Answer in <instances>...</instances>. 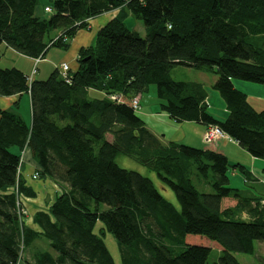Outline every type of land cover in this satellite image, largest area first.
<instances>
[{
    "label": "trees",
    "instance_id": "16d2710c",
    "mask_svg": "<svg viewBox=\"0 0 264 264\" xmlns=\"http://www.w3.org/2000/svg\"><path fill=\"white\" fill-rule=\"evenodd\" d=\"M39 2L0 0V47L42 60L53 47L69 49L91 20L119 14L93 46L79 51L69 82L59 67L46 80L0 67V98L29 93L32 109L29 126L15 111L0 108V264H115L105 231L115 236L122 264H209L212 248L221 251L214 264H241L237 254L254 255L255 242H264V195L230 187L225 155L163 143L131 102L154 85L160 110L172 120L218 126L229 142L264 160V111L234 85H264V43L248 42L264 39V0H55L44 6L48 17L37 14ZM129 14L144 22V37L126 26ZM177 67L217 76L213 89L225 102V120L209 111L203 84L172 77ZM91 90L104 95L93 97ZM113 95L121 101H112ZM26 149L40 168L38 178L60 188L48 212L34 216L39 231L26 226L17 207L19 196H36L21 179ZM120 155L154 172L178 207L150 178L121 168ZM232 168L246 184L259 183L245 166ZM194 179L205 180L212 192L199 190ZM99 221L104 228L97 234ZM39 238L52 252L26 259Z\"/></svg>",
    "mask_w": 264,
    "mask_h": 264
},
{
    "label": "crops",
    "instance_id": "0c3cea01",
    "mask_svg": "<svg viewBox=\"0 0 264 264\" xmlns=\"http://www.w3.org/2000/svg\"><path fill=\"white\" fill-rule=\"evenodd\" d=\"M119 14V10L110 11L105 13L93 20L90 21L91 29L97 28L96 32H87L77 39L79 44L73 45V51L71 54V58L68 60L70 63L68 64L67 58H64L63 63H67L71 71H75L78 67L73 69V64L78 60L79 51L82 48H88L95 44L96 37L98 32L111 20H113ZM85 32V31H84ZM145 32V31H144ZM5 46V45H2ZM6 50H12L11 48L6 47ZM7 52V51H6ZM20 56L18 63L14 68L21 70L26 76L32 78V72L35 66V59L27 58L24 56ZM44 62L41 61L38 63V71L33 76V80H45L48 73H52L58 66L53 65V67L47 69L46 66L43 67ZM49 63V62H48ZM72 63V64H71ZM188 69V68H187ZM190 69V68H189ZM192 70V69H191ZM52 71V72H51ZM195 74V73H192ZM199 77V80H179V81H188V82H197L201 83L205 86V88L209 92L208 104L210 107L213 106L212 100L214 97L213 87L216 82L215 77H209L208 75L202 73L196 75ZM234 85L239 90L245 92L249 98V102L251 105L258 111H264V85L262 87H253V85H248L245 83L234 82ZM258 88V89H257ZM211 90V91H210ZM258 90L261 92V95L255 91ZM150 91V89L148 90ZM258 93V97L256 94ZM90 94L93 97L103 96L104 93L91 90ZM144 95V94H143ZM140 96V108L137 112L138 116L144 121L146 127L155 134L158 138L162 140L163 143L167 144L169 142H178L182 144H186L188 146L212 150L218 153L225 155L229 161H233V159H237L239 163H242L250 172L256 182L264 181V160L255 159L251 155L247 153L246 150L241 148L237 143H232L227 140H221L218 143L214 144H206L203 141L204 134L207 130V126L197 123V122H184L177 123L172 120L169 115L160 110V104L157 99H148V97ZM218 97V95H215ZM223 100V99H222ZM18 103V107L16 104ZM212 105V106H211ZM225 106V102H224ZM0 108L2 110H12L19 114L22 119L25 121L27 125L32 124V109H31V99L30 94L25 93L18 96L13 97H4L0 98ZM211 111H215L214 108H211ZM218 120H225L228 113L225 106V112L222 114L211 113ZM220 117V118H219ZM14 153L17 150H13ZM238 157V158H236ZM39 166L33 158L32 152L30 150L26 151L24 158L21 163L20 174L21 179L24 181L27 187H30L35 193L36 196L31 198L26 202L28 217L26 219V226L39 231V227L34 223V216L38 212H48L49 208L54 203L56 197L60 192V188L50 179H34V175L39 171ZM231 183V178H230ZM238 189V188H236ZM241 190V189H239ZM243 218H248L246 214H243ZM50 251L52 252L49 243L43 239L39 238L27 251H26V259L30 260L32 254L37 251ZM21 264H27L25 260L21 262Z\"/></svg>",
    "mask_w": 264,
    "mask_h": 264
},
{
    "label": "rangeland",
    "instance_id": "374dc122",
    "mask_svg": "<svg viewBox=\"0 0 264 264\" xmlns=\"http://www.w3.org/2000/svg\"><path fill=\"white\" fill-rule=\"evenodd\" d=\"M54 1L55 0H40L39 6L37 8V14L39 16H42V17H48L49 15L44 13V10H43L44 6L46 4H51ZM124 22H125L126 26L129 28V30L139 32V34L142 37L145 36V32H144L145 26H144V22L142 20H139V19L135 18L134 16H132L131 14H129L126 17ZM96 29L97 28L94 27L92 29L90 28L88 30L79 31L77 33V35L75 36V38L72 40L69 49H67V50H64L62 48H57V47L51 48L49 50V52L47 53L46 58L41 60V61H46V63L44 62L43 67L46 66L47 69H49L50 67L52 68L53 65L59 67L61 64H63V62L65 60L64 58H67V60H68V58L71 56L73 48H74L73 45L75 46V45L79 44L77 42V39L78 38L80 39V37L84 34H87V32H92V33L96 32ZM56 34L57 33H55L53 31L50 35L51 38H54V36H56ZM248 42L250 44H254L255 46H263L264 39L258 38V37H250L248 39ZM78 57H79V55H78ZM19 59H20L19 54L17 52H15L14 50H6V46L0 47V67L1 68H14V66H16V64L18 63ZM66 62H68V64L70 63L69 60ZM77 63H78V60L76 61V63L73 64V67H74L73 69L76 68ZM192 73H195V74H192ZM198 73L199 74L204 73V74L208 75L209 77H215V75L213 73L200 72V71H196L193 69L191 70L189 68L187 69L185 67H177V68L173 69L172 77L176 80H191V81L192 80H199L198 79L199 77L196 76V75H198ZM50 74L51 73H48L47 77H45V78L47 79L50 76ZM235 82L253 85V87H262V85H260V84L248 83V82H244L241 80H236ZM149 89H150V91L145 93L143 96L148 97V99H150V100H151V98L157 99L158 103L160 104V101L157 98L156 86L151 85ZM213 91H214V89H213ZM255 91H257L261 95L260 91H258V90H255ZM258 93H255L256 97L260 96V95H258ZM214 94L218 95V97H216L214 95L215 98L212 100L213 106L211 105L212 107H209V111L218 116V114H222L223 112H225V106H224V101L222 100L221 96L216 91H214ZM138 98L140 100V96ZM211 108H214L215 111H211ZM249 156H250V154H249ZM236 158H238V157H236ZM117 163L123 169L136 171V172H139L142 175L150 178L154 182V184H155L156 188L159 190V192L167 200H169L175 206L178 207V202L175 198L174 193L170 189L165 188V187L160 185L159 179L154 172L149 171L147 168H145L144 166H142L141 164L136 162L134 159H132L126 155H120L117 158ZM230 163H231V168H230V172H229V177L231 178L230 187L234 188V189H236V188L241 189V191H243V195H245V196H252L253 197V195H254L256 197H263V195H264V181H261L260 184H253V185L246 184L245 179L243 177V174L240 173L239 170L232 168L236 164H241V165H243V164L239 163V161L237 159H233V161H231ZM194 184L199 190H201L205 193H211L212 192L210 185L205 180L194 179ZM28 199L31 200V198H28ZM107 209H108L107 206H105V205L101 206L102 211H105ZM102 228H104V225L102 222L99 221L97 226H96V229H95L96 233L99 234V232ZM102 236H103V239L105 241V244H106L111 256L113 257L114 263L115 264H122L120 249H119V246H118V243H117L115 236L113 234L109 233L108 231L103 232ZM220 255H221V251L218 248H212V252H211V255L209 258V264L216 263L218 261ZM236 257L241 264H264V242H260V241L255 242V254L254 255L237 254Z\"/></svg>",
    "mask_w": 264,
    "mask_h": 264
},
{
    "label": "built area",
    "instance_id": "2783aa9c",
    "mask_svg": "<svg viewBox=\"0 0 264 264\" xmlns=\"http://www.w3.org/2000/svg\"><path fill=\"white\" fill-rule=\"evenodd\" d=\"M48 10V9H47ZM40 62V59H37L35 61V66L32 72V78L33 76L37 73L36 69H37V65ZM59 70H60V74L61 76L67 81L69 82L70 79L68 77V73L70 72V68L67 64L63 63L59 66ZM30 78V80L32 79ZM139 97V96H138ZM136 97L132 100V107L133 109L138 112L139 108H140V102H139V98ZM110 99L114 102H120L121 98L118 95H113L110 97ZM221 140H227V141H232V139L226 134L224 133L218 126H208L204 137H203V141L206 144H214V143H218ZM26 151H28V149H26L23 152V156H22V160L24 158V155L26 153ZM34 179H38V175L35 174L34 175ZM28 198L19 196L18 201H17V207L19 208V213L20 215H24L25 217H28V210H27V206H26V202L28 201ZM21 264V263H19Z\"/></svg>",
    "mask_w": 264,
    "mask_h": 264
},
{
    "label": "bare ground",
    "instance_id": "6f19581e",
    "mask_svg": "<svg viewBox=\"0 0 264 264\" xmlns=\"http://www.w3.org/2000/svg\"><path fill=\"white\" fill-rule=\"evenodd\" d=\"M63 39H64V38H63ZM67 39H68V38H67ZM67 39H66V40H67ZM67 41H68V40H67ZM63 42H64V41H63ZM65 42H66V41H65Z\"/></svg>",
    "mask_w": 264,
    "mask_h": 264
}]
</instances>
